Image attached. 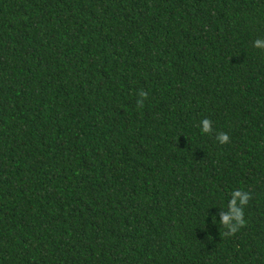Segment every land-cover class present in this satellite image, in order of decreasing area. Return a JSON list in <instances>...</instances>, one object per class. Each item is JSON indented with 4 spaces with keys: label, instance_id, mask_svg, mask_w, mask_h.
Returning <instances> with one entry per match:
<instances>
[{
    "label": "trees",
    "instance_id": "obj_1",
    "mask_svg": "<svg viewBox=\"0 0 264 264\" xmlns=\"http://www.w3.org/2000/svg\"><path fill=\"white\" fill-rule=\"evenodd\" d=\"M256 39L264 0H0V264H264Z\"/></svg>",
    "mask_w": 264,
    "mask_h": 264
},
{
    "label": "clouds",
    "instance_id": "obj_2",
    "mask_svg": "<svg viewBox=\"0 0 264 264\" xmlns=\"http://www.w3.org/2000/svg\"><path fill=\"white\" fill-rule=\"evenodd\" d=\"M253 47L257 49H264V40L256 39L253 42ZM140 100L137 101L138 107H143L144 99H147L148 93L144 90H140L139 92ZM203 127V133H211L212 121L210 119H203L201 121ZM216 139L220 144H225L229 142V136L224 132H219L216 135ZM238 198V199H237ZM251 199V194L247 191L236 190L231 194V199L228 202L227 208L230 209L228 214H224L222 218V225L228 231L225 235H234L240 228L246 226V221L244 219V207L248 204ZM212 221L215 224L216 218L212 217Z\"/></svg>",
    "mask_w": 264,
    "mask_h": 264
}]
</instances>
